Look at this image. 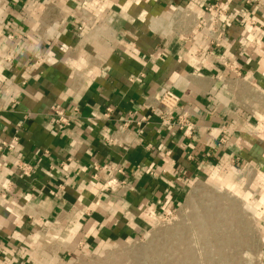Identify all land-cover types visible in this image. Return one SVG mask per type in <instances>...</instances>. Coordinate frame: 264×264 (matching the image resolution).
Returning <instances> with one entry per match:
<instances>
[{"label": "crops", "instance_id": "0c3cea01", "mask_svg": "<svg viewBox=\"0 0 264 264\" xmlns=\"http://www.w3.org/2000/svg\"><path fill=\"white\" fill-rule=\"evenodd\" d=\"M217 2L230 14L220 44L204 22ZM167 87L191 135L153 114ZM130 114L148 122L122 135ZM0 163V264L98 262L222 173L260 188L264 223L263 5L0 0Z\"/></svg>", "mask_w": 264, "mask_h": 264}, {"label": "rangeland", "instance_id": "374dc122", "mask_svg": "<svg viewBox=\"0 0 264 264\" xmlns=\"http://www.w3.org/2000/svg\"><path fill=\"white\" fill-rule=\"evenodd\" d=\"M225 178L197 182L186 202L157 217L141 239L110 246L90 264H262L261 190L241 177L227 184Z\"/></svg>", "mask_w": 264, "mask_h": 264}, {"label": "built area", "instance_id": "2783aa9c", "mask_svg": "<svg viewBox=\"0 0 264 264\" xmlns=\"http://www.w3.org/2000/svg\"><path fill=\"white\" fill-rule=\"evenodd\" d=\"M246 5H251L254 3H260L264 7V0H245ZM184 10L181 8V11ZM206 12V19L204 20L205 25H208L209 31L207 38H209L212 43L220 44L224 34V24L229 19V4H222L220 2L215 3L214 5L204 6ZM204 25V24H203ZM83 25L80 26V30H83ZM225 65L230 66L234 69L233 65L230 63H225ZM158 103L156 106H152L151 110L154 115L160 119L161 123L164 125H171L180 128L181 131H184L187 135H191L194 129V124L190 123L185 119V116H179V119H176L175 115L180 107L181 97L171 88L167 87L160 91L159 97H157ZM78 111V108H75ZM54 113L60 127H66L71 124V117L67 114L66 111L62 109L55 108ZM111 109H108L105 113V117H110ZM148 122V117L144 116L140 119H135L133 116L128 115L122 123L119 125V132L122 135H127L128 131L131 129L132 125H138L139 127L143 123ZM21 126V125H20ZM123 136H111L108 137V142L116 144L118 140L122 139ZM1 166V163H0ZM20 173L22 176H29L32 172V166L29 163H21L19 166ZM117 179L113 178L108 182L109 186L113 187L117 185ZM172 211L167 212L166 214H171Z\"/></svg>", "mask_w": 264, "mask_h": 264}]
</instances>
